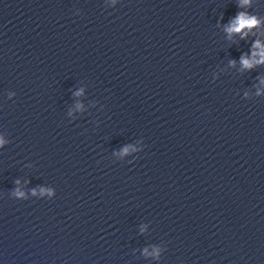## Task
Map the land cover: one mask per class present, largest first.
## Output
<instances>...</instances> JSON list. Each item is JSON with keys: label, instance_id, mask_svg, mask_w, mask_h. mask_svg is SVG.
Instances as JSON below:
<instances>
[{"label": "water", "instance_id": "1", "mask_svg": "<svg viewBox=\"0 0 264 264\" xmlns=\"http://www.w3.org/2000/svg\"><path fill=\"white\" fill-rule=\"evenodd\" d=\"M262 51L264 0H0V264H264Z\"/></svg>", "mask_w": 264, "mask_h": 264}, {"label": "clouds", "instance_id": "2", "mask_svg": "<svg viewBox=\"0 0 264 264\" xmlns=\"http://www.w3.org/2000/svg\"><path fill=\"white\" fill-rule=\"evenodd\" d=\"M245 2H248V0H245ZM258 24V21L256 17H247L246 14L240 13L235 21L231 24L230 27H228L226 30L231 35L232 33H241L245 28L251 29L252 27L256 26ZM255 48H261V44L259 41L254 46ZM257 55V53H253V56ZM261 60L254 61L256 64L264 63V51L260 53ZM245 68H252L253 62L249 61L247 58H242L241 61ZM234 64V62H233ZM2 143V141H0Z\"/></svg>", "mask_w": 264, "mask_h": 264}]
</instances>
